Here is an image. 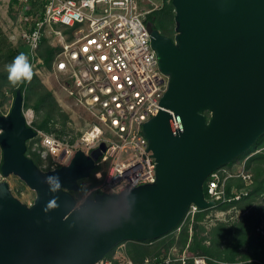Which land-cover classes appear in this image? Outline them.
<instances>
[{"label":"water","instance_id":"95a60500","mask_svg":"<svg viewBox=\"0 0 264 264\" xmlns=\"http://www.w3.org/2000/svg\"><path fill=\"white\" fill-rule=\"evenodd\" d=\"M176 35L147 29L169 77L159 112L144 123L156 181L127 193H97L79 202L106 149H78L68 165L44 170L27 155L37 130L25 96L0 114L1 171L36 192L33 204L0 182V264H96L125 241L163 237L192 204L205 210V183L264 135V0H173ZM206 113H209L208 119Z\"/></svg>","mask_w":264,"mask_h":264},{"label":"built area","instance_id":"2783aa9c","mask_svg":"<svg viewBox=\"0 0 264 264\" xmlns=\"http://www.w3.org/2000/svg\"><path fill=\"white\" fill-rule=\"evenodd\" d=\"M14 4L23 21L29 59L40 60L44 38L54 35L56 41L51 44L59 48L55 70L63 76L68 96L92 118L89 128L74 142L70 135L60 139L34 127L40 141L33 149L43 158L41 168L68 165L78 149L90 153L105 142L106 149L92 171L96 184L88 189L85 200L96 191L127 193L155 182L156 160L149 156L152 151H147L149 140L143 126L158 114L169 77L161 70L152 45L147 9L138 0H14ZM60 25L71 31L63 32ZM105 133L109 134L106 139L102 138ZM263 150L257 148L235 167L226 165L211 173L205 183L206 199L229 203L249 195L254 174L246 166L251 156ZM4 179L0 168V182ZM231 179L241 180L243 186L233 185L229 193ZM201 210L192 204L185 218L194 220ZM177 262L209 264L205 256L184 255ZM165 263L175 264L171 258ZM96 264L135 263L127 254L117 252ZM145 264L160 263L146 260Z\"/></svg>","mask_w":264,"mask_h":264},{"label":"rangeland","instance_id":"374dc122","mask_svg":"<svg viewBox=\"0 0 264 264\" xmlns=\"http://www.w3.org/2000/svg\"><path fill=\"white\" fill-rule=\"evenodd\" d=\"M172 1L173 0H138L139 4L142 7H144L145 9L155 8L157 9V13H159L161 16L165 14V10H168L167 12L172 15V20L171 23H167L168 25H166L168 27H172V35L175 37L176 12ZM170 4H172L173 7L170 6L169 8ZM59 28L65 33L71 31V28L65 25H60ZM22 32L23 21H21L19 17L14 2L12 0H0V70L7 71V66L10 65L17 56L21 54L25 55L32 67L33 72L38 76L40 82L55 95L59 107L61 108V113L67 116V118H63L64 116L61 115L57 116L56 128L64 132V134L62 135H70L74 138V140L79 139L83 132H85L89 128L92 118L90 117L88 112L85 111V109L79 107L75 103V101L66 93L63 85L64 78L55 70V59L52 62L51 66L47 65L41 57L40 60L33 61L29 59L26 54L28 51V47L23 39ZM48 41L50 44L55 42V36L49 35ZM17 87H19V83L15 85H7L1 89V115H6L11 111L15 99L13 90ZM35 99V96L31 94L28 100L30 106H28L27 108L25 107L24 111L26 113L27 121L30 122L32 127L36 128V125L44 119L45 112L44 110L37 111L34 109L33 105L35 104ZM108 137L109 134L105 133L102 138L106 139ZM39 141L40 138H38V141L36 142ZM262 147H264V145L257 148ZM253 152L254 151L248 154L245 153L246 155L244 154L243 156L232 162L231 166L229 167H235V164L243 161ZM2 159L3 149L0 143V163L2 162ZM248 165L249 160L246 169L253 173V170L249 168ZM233 180H236L234 181V186L241 185V180ZM3 181L9 182L13 194L23 203L29 205L34 203L36 192L31 189L20 177L12 175L8 178H5ZM88 185V182L84 183L85 187H87ZM86 194L87 192L83 193L80 202H83L85 200ZM258 198L249 207L245 208L243 206H232L226 209L214 210L209 212L199 221L197 220L196 216L194 220H191L190 217L185 218L181 227L187 226L189 224L190 227L193 228L196 222H198L199 225L202 226L199 227L197 231L200 232L201 236L207 238L206 244L215 249L214 255L211 258L216 264H241L247 260H252L259 252V250L255 249L254 247L258 246L261 243H264V198L263 195L260 196L259 199ZM218 221L224 223L227 230H232V235L228 236V232L222 231L220 229L216 230L219 225L216 226L215 223ZM248 223L250 232L247 235V238L251 237V235L254 234L259 237V239L251 240L250 238H245V244H241V238L238 233L240 232L242 226H245ZM181 227L178 228L175 233L179 234ZM190 232L192 233V231ZM178 234L175 237V243L169 249H167V258L173 259L175 264L178 263L177 259L181 258L184 255L189 256L190 258L193 257V255L188 251V247L185 248L180 243V236ZM171 239V237H168L166 241L169 242L171 241ZM155 245H151V247ZM162 248L165 247L163 246ZM117 252L129 255L128 247L126 246V244L118 245L109 254H115ZM162 252L166 253L165 250ZM232 255L235 256L234 261H230V257ZM155 256L156 255L153 254L148 255L145 258V261H154L156 259Z\"/></svg>","mask_w":264,"mask_h":264},{"label":"trees","instance_id":"16d2710c","mask_svg":"<svg viewBox=\"0 0 264 264\" xmlns=\"http://www.w3.org/2000/svg\"><path fill=\"white\" fill-rule=\"evenodd\" d=\"M14 2V0H12ZM173 7L172 4L169 5V8ZM166 12L168 10H165ZM161 16L159 13L154 12L151 15H149V19L154 16L158 15L160 18V24L156 26L158 30L162 32V34L174 38L172 35V27H168L167 23H171L172 15H170L168 12ZM147 22V21H146ZM167 24V25H166ZM28 50V49H27ZM59 50V48H55L52 46V44L49 43L48 37L44 38L39 53L41 58L44 60V62L51 66L52 62L55 59L56 53ZM27 51V56H28ZM12 56V55H11ZM9 73L8 71L0 70V91L3 87L7 85H12V83L9 80ZM18 89H21L24 92L25 96V107L27 108L29 105V97L31 94L35 96V104L33 105L34 109L37 111L44 110L45 116L44 119L36 125V128L43 130L46 133L54 134L56 137L60 139H64L68 135H62L64 132L62 130H59L56 128V118L58 115L64 116L63 118H67V116L63 113H61V108L59 107V104L57 102V99L52 91H50L47 87H45L39 80L38 76L33 72L32 79L30 81H25L23 83H19V87L15 88L13 90V94L16 95V92ZM208 119L210 118L209 113H206ZM65 123V121H64ZM68 134V133H67ZM71 142H74V138L71 136L69 138ZM38 141V138L31 139L27 142V155H29L35 163L42 167L43 158L38 150L33 149L34 143ZM264 145V135L261 137L255 146L249 150L246 154L255 151L257 147ZM245 154V155H246ZM232 164V163H231ZM229 164L228 166H231ZM2 162L0 163L1 168ZM249 168L253 170L254 173V183L250 188L249 195L243 197L240 200L232 201L229 203H223L219 202L215 207H211L205 210H201L196 214L197 220H201L204 216H206L209 212L218 210V209H226L228 207H236V206H243V207H249L257 198L263 195L264 198V150L257 153L256 155H253L249 159ZM234 181L231 179L228 182V192H231V188L233 185H235ZM240 181V180H239ZM88 182L89 185L87 187L84 186V183ZM241 185L237 186L238 188H241L243 186V182H240ZM96 184V180L94 179V172H92L90 178L88 179H82L79 181L80 189L79 191L72 192L77 200L80 202L82 195L84 192H87L88 189ZM206 191V188H205ZM98 193V191L94 192L90 197L95 196ZM258 198V199H259ZM182 224V223H181ZM181 224L178 225L174 230H172L169 234L164 235L163 237L159 239L154 240H147V241H125L121 244H126L128 247L129 257L132 259V261L135 264H145V258L148 255H156L155 260L159 262L160 264H166L165 259L167 258V252L174 243H175V237L178 233H175L179 227H181ZM216 226L219 225V227L216 228V230H222L228 232V236L232 235V230H227L225 228L224 223L222 222H216ZM202 227L199 225L198 222H196L193 226V228L190 227L188 224L187 226H182L179 232L180 236V243L183 247H188V251L195 256H205L208 259L209 264H216L212 260V256L214 255L215 249H213L211 246H208L206 244L207 238L200 235V232H198V228ZM192 231V233L190 232ZM250 232L249 223L245 226H242L240 232L238 235L241 238V244H245V238L251 239V240H257L259 237L256 235H251V237L247 238V235ZM168 237H171V241L167 242L166 239ZM156 244V245H155ZM120 245V244H119ZM151 245H155L152 246ZM165 248H162V247ZM261 246V247H260ZM255 249H258L259 252L256 254L255 258L252 260H247L241 264H264V243L259 244L258 246L254 247ZM166 251L162 252V251ZM235 256L230 257V261H234Z\"/></svg>","mask_w":264,"mask_h":264},{"label":"clouds","instance_id":"9594fccd","mask_svg":"<svg viewBox=\"0 0 264 264\" xmlns=\"http://www.w3.org/2000/svg\"><path fill=\"white\" fill-rule=\"evenodd\" d=\"M7 71L9 73L8 78L14 85L30 81L33 76L32 67L28 62L27 57L23 54L17 56L14 61L7 66Z\"/></svg>","mask_w":264,"mask_h":264},{"label":"flooded vegetation","instance_id":"af4514ba","mask_svg":"<svg viewBox=\"0 0 264 264\" xmlns=\"http://www.w3.org/2000/svg\"><path fill=\"white\" fill-rule=\"evenodd\" d=\"M157 12V9L152 8V9H147V14H146V23L151 22L153 26L156 28L160 24V18L158 15H154L149 19V15L152 13ZM157 29V28H156ZM160 31V30H159ZM161 32V31H160ZM162 33V32H161ZM169 37V36H168Z\"/></svg>","mask_w":264,"mask_h":264}]
</instances>
